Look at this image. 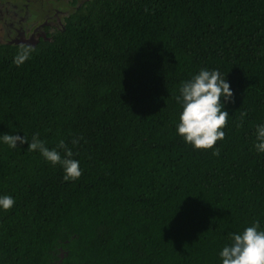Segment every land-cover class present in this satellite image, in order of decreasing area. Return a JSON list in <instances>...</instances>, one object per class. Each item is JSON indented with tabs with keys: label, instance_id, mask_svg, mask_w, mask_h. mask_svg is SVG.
I'll return each mask as SVG.
<instances>
[{
	"label": "trees",
	"instance_id": "1",
	"mask_svg": "<svg viewBox=\"0 0 264 264\" xmlns=\"http://www.w3.org/2000/svg\"><path fill=\"white\" fill-rule=\"evenodd\" d=\"M60 1L23 64L0 44V133L64 141L81 174L0 143V264H220L231 233L264 229V0ZM200 68L232 89L211 148L176 131Z\"/></svg>",
	"mask_w": 264,
	"mask_h": 264
},
{
	"label": "clouds",
	"instance_id": "2",
	"mask_svg": "<svg viewBox=\"0 0 264 264\" xmlns=\"http://www.w3.org/2000/svg\"><path fill=\"white\" fill-rule=\"evenodd\" d=\"M33 50L29 43L20 44L13 56V63L23 64L30 58ZM231 97L232 89L225 79V73L218 69L200 68L188 79L181 81L178 95L175 97L180 105L177 134L194 148L213 147L217 140L224 138V126L229 116L224 102ZM243 115L242 112L241 116ZM254 135V148L257 152L264 153V121L255 125ZM17 142H26L29 151H39L51 164H59L65 180L80 176L79 160L73 158L71 149L64 141L61 140L58 145L63 149L62 156L57 148H49L37 133H33L31 140L14 132L0 133V143L16 148ZM76 142L73 140V143ZM14 203L13 196L0 194V209L6 211L12 208ZM218 256L220 264H264V229L258 221H254L242 231L231 233L229 242L220 248Z\"/></svg>",
	"mask_w": 264,
	"mask_h": 264
},
{
	"label": "flooded vegetation",
	"instance_id": "3",
	"mask_svg": "<svg viewBox=\"0 0 264 264\" xmlns=\"http://www.w3.org/2000/svg\"><path fill=\"white\" fill-rule=\"evenodd\" d=\"M60 0H0V44L29 43L34 45L48 33L60 28L66 10ZM58 2V3H57ZM57 3L56 7H53ZM64 249H60L55 264H61Z\"/></svg>",
	"mask_w": 264,
	"mask_h": 264
},
{
	"label": "rangeland",
	"instance_id": "4",
	"mask_svg": "<svg viewBox=\"0 0 264 264\" xmlns=\"http://www.w3.org/2000/svg\"><path fill=\"white\" fill-rule=\"evenodd\" d=\"M57 6V3H55V5L53 7H56Z\"/></svg>",
	"mask_w": 264,
	"mask_h": 264
}]
</instances>
